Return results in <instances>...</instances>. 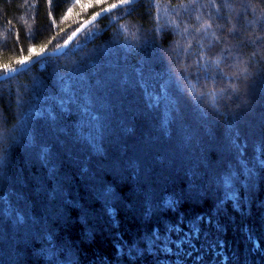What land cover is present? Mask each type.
Instances as JSON below:
<instances>
[{"label": "trees", "instance_id": "1", "mask_svg": "<svg viewBox=\"0 0 264 264\" xmlns=\"http://www.w3.org/2000/svg\"><path fill=\"white\" fill-rule=\"evenodd\" d=\"M112 3L0 0V76ZM262 14L140 0L1 80L0 264H264Z\"/></svg>", "mask_w": 264, "mask_h": 264}, {"label": "snow or ice", "instance_id": "2", "mask_svg": "<svg viewBox=\"0 0 264 264\" xmlns=\"http://www.w3.org/2000/svg\"><path fill=\"white\" fill-rule=\"evenodd\" d=\"M104 0H75V4H73L72 7L68 8V13H71L73 11V8L76 6V5H79L81 7V9H86V8H89V7H92L94 6L95 4H101L103 3ZM189 4H196L199 2V0H188ZM212 2L214 3L215 0H212ZM225 2L227 3V0H225ZM132 3V0H118V3H112L109 5L108 8H105V9H102V11H111L112 9H115L119 6H123V5H127V4H130ZM180 7L182 8H186L187 6L184 5L183 3H181ZM96 15H99V13H97ZM178 15V13H177ZM264 15V14H262ZM66 18V17H65ZM96 17L93 16V19H95ZM173 23H175L173 21ZM211 28V25L209 23H202L200 25V28L197 29V31H201V30H207ZM207 34V32H206ZM213 36L215 37V33H213ZM189 47H191V45H189ZM29 54H31L32 52L35 51V48H29ZM41 51H43V48H41ZM28 57H21L19 60L16 61V63L18 64H25L26 61H27ZM204 57H201V60H203ZM213 63H216L217 67L219 66V62L218 61H214ZM2 69L4 72H11V71H15L14 68H11L9 65L5 64V65H2ZM205 71H207V68H205Z\"/></svg>", "mask_w": 264, "mask_h": 264}, {"label": "water", "instance_id": "3", "mask_svg": "<svg viewBox=\"0 0 264 264\" xmlns=\"http://www.w3.org/2000/svg\"><path fill=\"white\" fill-rule=\"evenodd\" d=\"M140 0H132V3L130 4H127V5H131V4H134L136 2H139ZM127 5H123V6H119L115 9H112L111 11H100L99 12V15H94L96 18L93 19V16L91 18H89L88 20L84 21L67 39L66 41L64 42V44L57 50L55 51H50V52H44V53H41L39 55H37L36 57H34L31 61L15 68V71H11V72H7L3 75L0 76V81L1 80H4V79H7L17 73H19L20 71L32 66L34 63L38 62L39 60L45 58V57H50V56H57V55H60L62 54L65 49L69 46V44L74 40V38L79 35L83 30H85L88 26H90L91 24L95 23L99 18H101L103 15L105 14H108L118 8H121V7H124V6H127Z\"/></svg>", "mask_w": 264, "mask_h": 264}, {"label": "rangeland", "instance_id": "4", "mask_svg": "<svg viewBox=\"0 0 264 264\" xmlns=\"http://www.w3.org/2000/svg\"><path fill=\"white\" fill-rule=\"evenodd\" d=\"M128 6V5H127ZM124 7H126V6H124ZM187 11V10H186ZM185 11V12H186ZM164 18V17H163ZM261 215L263 216V218H264V210L261 212ZM246 230V229H245ZM245 234H247L246 232H245ZM249 234V233H248ZM247 237L248 238H245V240H247L250 244H251V242L253 243V247L255 248H257L258 247V243L254 240V237H253V235L252 234H249V235H247ZM255 241V242H254ZM260 245V244H259ZM251 247V246H250ZM249 247V248H250ZM258 249L260 250V252H261V254L264 256V249L263 248H261V247H258ZM246 251L248 250V248H246L245 249ZM246 264H247V261L245 262ZM219 264H221V262H219Z\"/></svg>", "mask_w": 264, "mask_h": 264}]
</instances>
